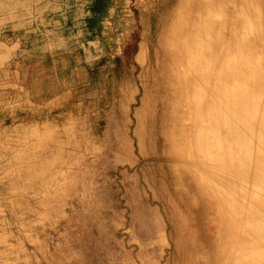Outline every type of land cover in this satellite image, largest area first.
<instances>
[{"label": "rangeland", "instance_id": "1", "mask_svg": "<svg viewBox=\"0 0 264 264\" xmlns=\"http://www.w3.org/2000/svg\"><path fill=\"white\" fill-rule=\"evenodd\" d=\"M217 22L248 76L264 65V0H0V264H241L245 223L203 180L264 202V85H228L250 112L233 139L196 116L213 91L181 44ZM220 136L246 182L202 165Z\"/></svg>", "mask_w": 264, "mask_h": 264}, {"label": "bare ground", "instance_id": "2", "mask_svg": "<svg viewBox=\"0 0 264 264\" xmlns=\"http://www.w3.org/2000/svg\"><path fill=\"white\" fill-rule=\"evenodd\" d=\"M231 1L233 2V0ZM197 2L200 3L201 0H197ZM227 19L228 18L226 16V20L224 21L225 26L228 24ZM219 24L222 23L217 22L215 24L216 26L214 25V28L213 23H208L205 27H203L206 28V32L210 30L212 33L210 39L205 43V45H197L198 51L194 47L195 43L192 41L191 33L188 32L190 36L187 35L184 40L185 44H181V53L186 56L189 62V69L186 71L187 73L184 76V80L186 79L185 81L189 82L191 77V80L196 81L198 85H201L202 89L207 87L213 91L207 110L204 109L205 104L202 98H200L197 103L193 105L197 107L196 116L201 117L202 114H205L204 122L206 121L205 124L211 135L212 132H218L219 134L222 129L224 130L225 127H228L231 131L233 139L236 136V132L234 131L235 126L231 116L234 119H239L235 117L239 115L241 116L242 114L246 115V113L249 114L250 112L237 110L236 99L238 97L234 92L235 87H233L230 94L225 91L228 87H232L228 85H233L237 78L240 80V85H254V88H257V85H264V79L262 77L264 65L258 61L253 66L252 75L248 76L246 73L247 69L245 67L235 64L236 56H234V50L230 51V49L222 44L220 39L221 32L218 28ZM199 94L204 96L203 92H199ZM221 106L225 109L222 114L221 112L223 110L221 109ZM211 108H214V113H209ZM254 111L257 112V110ZM198 120H194V127L200 125L196 123ZM251 120H254V118H251ZM253 126L251 127L250 124L246 127L249 133L253 132ZM262 126H264L263 120H261L260 127ZM195 132V141H189V145L191 147L190 154L195 152L197 148L198 152L201 154L204 149L202 146H206H204V144L202 146L199 144L201 146L200 147L198 143H202L203 138H206L209 133L204 132V129H201V126L198 127ZM226 138L227 136H220L219 138L216 137V141H214L213 146L218 152V156L211 157L209 156L211 153H208L209 155L207 154L206 156L205 153L206 161L208 163L204 162L202 165L209 167L208 169L210 170L215 169L220 172L221 175L226 174L233 177L237 175L240 184H242L246 182V175H239L238 172H235V169H233L234 166L231 158L229 157L231 153H233V145ZM239 141L244 144L245 137L241 139L239 138ZM224 145H230V147L228 149H223ZM203 159L205 160V157H203ZM258 164L259 167H256L255 169L254 178L256 180L253 179L254 181L264 180V163L259 162ZM247 166L248 165H246V167ZM235 181L236 179L233 182ZM203 186L205 192L209 194L210 199L212 201H216L219 207L227 212V215L230 214L233 216L235 218L234 220H236L235 222H237L240 226L245 223V234L248 239L242 243H246V246L250 245L252 249H249L248 247L245 248L242 244L239 246V251L237 252H242L241 264H264V202H260L258 204L253 203V197L252 199H249V195L246 192L237 191V189L232 190L231 192H226L227 190L223 188H213L211 187L207 177L205 181L203 180ZM211 191L212 193L210 194ZM256 247H261L263 249H258Z\"/></svg>", "mask_w": 264, "mask_h": 264}]
</instances>
